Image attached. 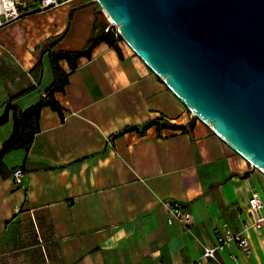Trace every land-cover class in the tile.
Returning <instances> with one entry per match:
<instances>
[{"label":"crops","instance_id":"1","mask_svg":"<svg viewBox=\"0 0 264 264\" xmlns=\"http://www.w3.org/2000/svg\"><path fill=\"white\" fill-rule=\"evenodd\" d=\"M97 10L71 0L0 25V118L11 97L22 110L42 100L55 82L50 52L83 48ZM120 48L103 42L81 57L55 94L64 118L44 107L31 148L0 159V264H264V226L248 233L250 255L232 244L203 257L223 223L239 231L253 220L264 174ZM13 131L11 112L0 151ZM165 200L191 212L188 229L168 222Z\"/></svg>","mask_w":264,"mask_h":264},{"label":"water","instance_id":"2","mask_svg":"<svg viewBox=\"0 0 264 264\" xmlns=\"http://www.w3.org/2000/svg\"><path fill=\"white\" fill-rule=\"evenodd\" d=\"M196 117L264 173V0H95Z\"/></svg>","mask_w":264,"mask_h":264},{"label":"trees","instance_id":"3","mask_svg":"<svg viewBox=\"0 0 264 264\" xmlns=\"http://www.w3.org/2000/svg\"><path fill=\"white\" fill-rule=\"evenodd\" d=\"M109 25L110 22L107 20L104 13L101 10H97L93 34L83 48L76 51L60 50L50 52L55 82L47 91H45L46 98L42 97V100L38 104L26 110H22L15 104L18 96L11 97L5 102L4 114L0 118V128L9 120V114L12 112L14 131L12 136L3 143L0 151V159H3L7 154L15 150L22 149L28 151L31 148L36 134L41 130L40 116L44 107H50L52 110L56 111L60 117L64 118L63 109L57 101L55 94L56 92H65L66 86L69 84L70 73L77 69L78 61L81 57L91 58L94 48L103 42L114 48L119 56L123 57L120 48V42L123 41L119 36L116 27H110L108 29ZM62 60L67 61L70 72L63 70L60 65ZM155 124H157L158 128L162 127L159 123ZM152 125H154V123H149L143 130H146ZM128 130L139 131L140 129L134 127Z\"/></svg>","mask_w":264,"mask_h":264},{"label":"built area","instance_id":"4","mask_svg":"<svg viewBox=\"0 0 264 264\" xmlns=\"http://www.w3.org/2000/svg\"><path fill=\"white\" fill-rule=\"evenodd\" d=\"M69 1L71 0H0V25L15 22L30 12L56 8ZM110 27H115L112 21L108 29ZM42 97L46 98V93H42ZM23 175V169L16 170L13 173L14 182L21 184ZM163 205L169 223H178L184 229L189 228L193 216L183 203L165 200ZM249 209L253 220L244 223L239 231H232L227 223H223L217 232L215 244L203 246L204 258L216 259L221 251L232 244L237 245L246 255L252 253L253 247L248 233L264 226V198L260 193H252L249 199Z\"/></svg>","mask_w":264,"mask_h":264},{"label":"rangeland","instance_id":"5","mask_svg":"<svg viewBox=\"0 0 264 264\" xmlns=\"http://www.w3.org/2000/svg\"><path fill=\"white\" fill-rule=\"evenodd\" d=\"M84 1H87V2H92L93 4H94V6L98 9V10H101V7H100V5L95 1V0H84ZM105 15V14H104ZM106 16V15H105ZM107 18V20L109 21V22H111V20L108 18V17H106ZM254 169L256 170V171H258L259 173H262L259 169H256L255 167H254ZM264 174V173H263Z\"/></svg>","mask_w":264,"mask_h":264}]
</instances>
